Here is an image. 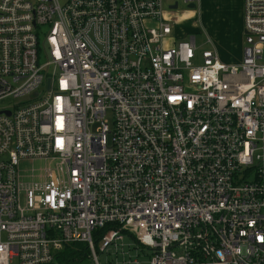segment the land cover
<instances>
[{
    "label": "built area",
    "instance_id": "built-area-1",
    "mask_svg": "<svg viewBox=\"0 0 264 264\" xmlns=\"http://www.w3.org/2000/svg\"><path fill=\"white\" fill-rule=\"evenodd\" d=\"M164 1L0 0V264H264V0L234 64Z\"/></svg>",
    "mask_w": 264,
    "mask_h": 264
},
{
    "label": "rangeland",
    "instance_id": "rangeland-1",
    "mask_svg": "<svg viewBox=\"0 0 264 264\" xmlns=\"http://www.w3.org/2000/svg\"><path fill=\"white\" fill-rule=\"evenodd\" d=\"M215 1L216 0H199L198 4L195 3V7L193 9H188L185 4L179 1L175 10H168V3L164 1L162 11L164 13H171L174 15V20L172 21L175 22H173L172 35L175 36L176 32L181 31L185 33L184 37L189 34L195 36V43L197 47L196 52L200 53L205 49L215 48L221 60H236L238 54L237 43L229 39L228 36L230 33H228L227 29L223 28L220 30L221 36H217L216 34L214 35V32L215 30H218L221 21L224 19L227 20V27L230 29V32H232L234 27L231 23H235L239 17L237 16L234 6L230 5L228 6L229 9L224 10L218 3H215ZM211 14H213L214 17L210 16ZM218 20L220 21L219 25L217 22ZM207 36L211 38L212 44L207 42ZM178 40L179 39L176 41ZM17 103L18 102L13 97H5L0 100V108L12 107ZM107 118L111 120V116L109 114ZM53 165V163L42 159L21 160L18 168L23 181L29 182L31 180V169H34V173L38 174L43 172L44 168L53 167ZM176 252L179 253L180 251L176 250ZM98 258L101 264H106L107 261H109L107 255L104 253H99ZM88 262L89 260L86 257L78 263L70 262L67 264H87ZM12 264H16V262H13Z\"/></svg>",
    "mask_w": 264,
    "mask_h": 264
},
{
    "label": "crops",
    "instance_id": "crops-1",
    "mask_svg": "<svg viewBox=\"0 0 264 264\" xmlns=\"http://www.w3.org/2000/svg\"><path fill=\"white\" fill-rule=\"evenodd\" d=\"M215 3H218L224 10L225 9H229L228 6H230V5L231 6H234L235 7V10H236V13H237V16L239 17L238 20L235 21V23H231L233 25V27H234V30L232 32H230V29L227 27L228 23H227V20H225V19L223 21H221V24H220V27L218 28V30L217 31L215 30V32H214V35L216 34L217 36H221L220 30L223 29V28L227 29L228 33H230V35L228 36L229 39L231 41H235L237 43L236 45H237V48H238V54H237V59L236 60L225 61V60H221L219 58V56H218L219 60L222 63H225V64L238 63L241 60V56H242L241 55L242 54V44H243V41H242L243 40V34H242V27H241V19H242V7H241V3H242V0H216ZM164 15H165L166 18H168L170 20H174V15H172L171 13H169V14L164 13ZM210 16H213V14H211ZM217 22H218V25H219L220 21L218 20ZM218 25H217V27H218ZM184 35H185L184 32H181V31L179 32L178 31V32H176L175 37L176 38L183 37ZM223 36H224V34H223ZM208 38L210 40L209 43L212 44L211 38L210 37H208ZM212 49L215 50V48H212ZM217 55H218V53H217Z\"/></svg>",
    "mask_w": 264,
    "mask_h": 264
},
{
    "label": "trees",
    "instance_id": "trees-1",
    "mask_svg": "<svg viewBox=\"0 0 264 264\" xmlns=\"http://www.w3.org/2000/svg\"><path fill=\"white\" fill-rule=\"evenodd\" d=\"M86 257V245L81 242H72L64 245V247L55 254L54 263L51 264H67L70 262L78 263Z\"/></svg>",
    "mask_w": 264,
    "mask_h": 264
},
{
    "label": "water",
    "instance_id": "water-1",
    "mask_svg": "<svg viewBox=\"0 0 264 264\" xmlns=\"http://www.w3.org/2000/svg\"><path fill=\"white\" fill-rule=\"evenodd\" d=\"M186 7L188 9H193L195 7V5H194V3H189V4L186 5ZM176 8H177V4L176 3H174L173 5L168 6L169 10H175ZM48 84H49V81H47V86H48Z\"/></svg>",
    "mask_w": 264,
    "mask_h": 264
}]
</instances>
